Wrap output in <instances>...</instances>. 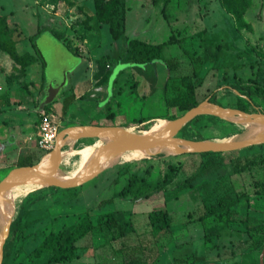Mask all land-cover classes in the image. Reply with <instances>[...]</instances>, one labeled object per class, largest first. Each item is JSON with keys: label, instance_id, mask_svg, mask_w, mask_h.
I'll use <instances>...</instances> for the list:
<instances>
[{"label": "rangeland", "instance_id": "1", "mask_svg": "<svg viewBox=\"0 0 264 264\" xmlns=\"http://www.w3.org/2000/svg\"><path fill=\"white\" fill-rule=\"evenodd\" d=\"M83 1L93 8V0ZM126 2L130 7L127 23L129 33L145 37V34L140 30H137L136 33L135 30L132 31V25L135 22H139V25L136 26L141 29L144 25H140V21L144 19V21H148L147 24L156 25L153 27L154 34L151 39L161 41L168 36L170 25L161 16L165 0H126ZM190 2L192 4L188 17L195 20L194 13L199 12L200 18L196 22L199 21L200 27L203 26L206 30L203 35L194 34L193 37L191 36V40L186 39L181 49L177 46H169L165 49L164 57L180 56L173 76L192 71L193 61L188 55L189 51L194 50L199 54H203L205 51L216 53L217 58L212 59L210 56L200 71L204 77L203 83L196 87L197 99L202 101L208 97L207 95H210L224 106L243 108L247 112H264V100L253 97L252 104H249L244 97L239 96L231 88L235 82L234 75H242V77L253 75L256 69L257 77L264 81V53L259 51L257 53L254 48L249 46L250 43H256L258 46L264 47V0H224L227 4L226 8L219 0H190ZM70 7L68 0H0V15L6 17L9 27L8 36L12 39L15 50L22 54L34 53L36 49L40 54L38 61L23 65L0 45V108L5 110L0 113V144L3 146L0 152V179L11 168L19 166L21 162L33 160L34 163L52 148L53 144L45 147L40 143L39 127L44 118L56 125L57 132L70 124L92 121L77 114L68 116V121H61V109L55 108L52 104L47 105L42 112H40L41 110L35 111L44 94L41 88L42 83L43 88L48 78L52 83H55L57 80L55 75L58 72L73 64H75L74 67L77 65L70 50L50 31L52 29L61 37L64 36V32L60 31V26L64 25L61 17L65 19L67 27L75 20L71 19L74 13ZM230 11L232 13L235 11L234 14L238 15L236 20ZM241 12H244L242 19L239 17ZM171 24L175 28L180 27L178 21L173 20ZM40 27L44 28L31 40L30 36L34 35ZM107 28V24L103 26L102 42L95 53L108 52L111 39ZM66 43L69 44V41ZM256 57L260 59L259 63L256 62ZM83 64L78 67L77 73L68 72L66 74L68 82L70 78L81 79L91 74V71L84 68ZM153 64H138L136 66L127 61L122 62L121 65L114 63L108 83L112 82L113 75L120 66L125 68L132 66L135 73L132 78L125 77L124 73L121 80L116 82L117 86L121 88V94L117 98V102L112 101V106H110V109L115 111V117L104 116V108L107 105L105 104L102 106V114H99V117L93 121L102 123V125H115L116 123H128L132 118H138L141 115L159 116L155 118L156 120L144 123L135 122L128 126L132 130L142 131L151 128L158 118L169 119L163 118L166 116L167 110L165 111L163 101L157 99V89L151 85L150 79L155 78ZM134 82L136 83L134 84ZM149 84L151 85L150 89ZM147 92L153 93L154 97L152 96L150 101L149 98L142 97V94ZM21 126L25 127V133ZM184 126L189 135L200 134L203 140H223L240 133L251 134L250 129L242 126L236 119H224L209 115L194 117ZM12 133L13 138L16 139L9 142L8 138ZM19 135L21 137H18ZM177 135L184 137L181 129ZM95 140V138L77 139L72 142V147L79 148L84 144L90 145ZM68 146V142H65L62 149L67 151ZM260 154L264 159V143L247 146L229 153L222 152L223 165L195 179L193 184L196 191L193 193L188 183L185 182L167 195H162L159 192L148 200L142 199L136 203L124 200H115L112 203L98 202L118 190L128 175L132 177L144 176L153 186H158L160 183L159 168L168 163L176 167L180 165V170L170 186L182 183L185 177L199 167L201 162L211 156L200 153H156L147 158L122 162L111 168H106L79 186L71 188L39 187L29 192L17 206L15 204L14 216L21 205L25 209L24 218L29 223L26 238L16 239V234L9 231L3 250L4 247L9 251L18 248L15 250L16 256L11 261L12 264H26L28 261L42 260L43 257L36 259L27 256V254L50 229L57 228L63 223H71L79 211L86 209L90 210L94 219L97 214L115 208L125 209L126 215H128V211L132 210L134 213L131 214L130 220L135 231L129 234L126 243L135 244L137 242L136 232L141 233L148 229L146 212L153 205H158L166 206L173 212L175 220L179 222L173 226L178 236H175L174 239L163 240L159 244L160 254L157 264H264V253L262 255L264 225H261L264 222V197L254 193L256 189L254 182H260L263 179L262 166L253 165L244 172L231 174L232 169L228 164L230 156L247 155L256 158ZM149 165L151 170L146 173L145 169ZM117 174L121 175H119V182L113 183L112 179ZM229 187L234 192L232 193L233 197L234 194L248 196L250 209L247 213L250 225L243 224L247 214L244 200L231 204L229 219L224 214L225 208H222L218 210V214L207 217L203 221L182 224L186 211H198V206L201 203L216 202ZM88 236L84 240L78 241L76 253L80 255L78 257L81 258L80 260L75 259L71 262L55 264H93L92 259H99L109 264H119L113 253L114 248L119 245L118 242L113 245L105 244L101 238L103 235L98 230Z\"/></svg>", "mask_w": 264, "mask_h": 264}, {"label": "trees", "instance_id": "2", "mask_svg": "<svg viewBox=\"0 0 264 264\" xmlns=\"http://www.w3.org/2000/svg\"><path fill=\"white\" fill-rule=\"evenodd\" d=\"M68 1L70 2V5L73 4L71 0ZM219 1L224 7L227 5L225 4L224 0ZM93 7L94 13L92 17L94 19V23H107L110 37L113 40L120 38L124 33L125 27V13L127 9L125 0H93ZM164 10L165 6L162 8L163 12ZM230 13L236 20V16L238 17V15L234 14L235 11H233V13L230 11ZM243 13L244 12H241L239 14L240 19H242ZM43 28L44 27L38 28L36 33L30 36V39L33 40ZM50 31L53 32L54 35H56V37L63 42L62 37L57 32L53 31L52 29H50ZM8 32L9 27L6 17L0 15V45L5 50H7L14 59L23 65L31 64L40 59V54L36 49L34 53L26 52L19 54L15 50L13 41L8 36ZM172 42L173 39L171 37L168 40L157 44L149 43L138 38H131L127 41L124 58L127 62L133 63L136 66L138 64L152 65L156 60H160L162 58L163 47L166 44ZM63 43L73 54L78 55V53L73 50L68 43ZM191 53L193 52H190L188 55L193 61L192 71L183 75L170 76L164 84L167 114L163 118H175L201 101L198 100L196 96V87L203 83L204 77V75L200 74V71L205 64V61L210 56L212 59L217 58V54L207 51L203 52L202 55L196 54V52H194V54ZM173 61V64L166 62L168 70L175 68L177 60L175 59ZM106 73L105 61L98 60L97 71L95 73V77L98 79V82L103 80ZM234 77L235 82H233L231 88L239 96L244 97L246 102L252 104L251 101L253 97L264 100L263 84L259 83L256 79H243L237 75H234ZM41 88L43 90V83ZM214 94L215 93L213 92V95ZM66 98H68V96H66ZM209 100L218 103L213 98V96H210ZM68 103H65L66 106ZM47 105H45V107ZM45 107L40 112H42ZM104 109L106 110V116H113V114L109 112V106H106ZM240 109L244 110L243 108ZM3 111L5 110L0 108V113ZM200 116L203 115L195 116V118ZM140 121L142 120H139L138 123ZM181 131L184 133V137L192 139L202 138L200 134H196L194 136L191 134L189 135L185 126L181 128ZM242 135L245 136V133ZM12 139L13 133L9 136L8 141L12 142ZM225 152L229 153L231 151ZM200 154L211 157H208L205 161L201 162L199 167L195 171L191 172L187 177H185L182 183L180 182L177 185L174 184L170 186L176 178V174H178L180 170V165L176 167L168 163L166 166L159 168L160 183L158 186H153L144 176L132 177L128 175L125 178V182L118 190L113 192L111 196L100 199L98 203H112L115 200H124L131 203H136L142 199L148 200L159 192H161L162 195H167L171 192V190L180 187L185 182L188 183L193 193L196 191L193 184L195 179L199 178L203 174L209 173L216 167L222 166L224 163L222 152L206 151L200 152ZM32 163L33 160H29L21 162L20 165ZM228 164L232 169L231 174L244 172L253 165H261L263 179L260 182H254L256 186L254 193L260 197H264V159L261 154L256 158L247 155L230 156ZM150 170L151 166L149 165L145 169V172L148 173ZM120 174H117L112 179L113 183L119 182ZM121 175L123 176V174ZM232 193L234 192L232 188L229 187L216 202H212L210 204L201 203L198 206V211H186L185 218L182 220V224L203 221L207 217L218 214V210L222 208H225L224 214L226 215V218L229 219L231 204L240 203L241 200H244L246 203L245 212L247 213L250 209L248 196L243 194H234L233 197ZM132 213L134 212L130 210L128 211V215H126L125 209L115 208L111 211L97 214L96 218L94 219L89 209L79 211L71 223H63L57 228L50 229L44 234L40 242L28 252L27 256H31L36 259H41L43 257V261H28L26 264H55L71 262L80 256L78 253H76L78 247L77 241L87 234L94 233L97 230L103 235L101 238H103V242L105 244L109 245L110 243V245H113L115 242L119 243V245L113 250L115 258L119 264H157L160 254L159 244L163 240L172 239L175 236H178V233L174 230L173 226L179 221L175 220L173 212L167 209L166 206L153 205L145 214L148 229L141 233L136 232L137 242L135 244H127L126 240L129 237V234L135 231V228L133 227L130 220ZM24 217L25 209L21 205L16 216L13 217V220L10 224V232L12 234H16V239L22 240L23 238H26L25 235L27 233L26 230L29 226V223ZM248 220L249 214L247 213L243 221L245 226L250 225ZM261 225H264V222ZM15 250H18V248H13L9 251V249L7 250L4 247L2 264H12L11 261H13L16 256ZM93 264L109 263L95 259Z\"/></svg>", "mask_w": 264, "mask_h": 264}, {"label": "water", "instance_id": "3", "mask_svg": "<svg viewBox=\"0 0 264 264\" xmlns=\"http://www.w3.org/2000/svg\"><path fill=\"white\" fill-rule=\"evenodd\" d=\"M76 59V64L79 58ZM66 68L55 76L57 80L52 83L50 78L44 83V94L39 100L35 110H42L45 105L53 101L68 87L66 74L75 67ZM198 115H213L224 119H236L241 124L249 123L260 126V131L254 136L235 141L188 139L181 137L180 129L185 123ZM168 123L160 132L144 135L128 127L118 125L100 124H72L61 128L54 140L52 148L43 154L36 162L11 168L7 174L0 179V201L9 205L5 214L4 229L0 232V264L3 259V245L10 231V224L15 214V202H9L6 198L7 187L16 181L29 182L40 185V187L71 188L79 186L103 171L106 163L117 155L129 149L141 148L148 155L162 153L164 147H168L173 154L176 153H200L206 151L225 152L233 151L251 145L264 143V112H247L245 110L228 107L209 100V96L190 107L181 115L167 119ZM95 138L102 139L104 143L97 149L94 157L70 179L65 175L57 173L60 163V153L66 139ZM2 146L0 144V152ZM6 207V206H4ZM5 209V208H4ZM4 211V213L6 212ZM264 253V247L262 255Z\"/></svg>", "mask_w": 264, "mask_h": 264}, {"label": "crops", "instance_id": "4", "mask_svg": "<svg viewBox=\"0 0 264 264\" xmlns=\"http://www.w3.org/2000/svg\"><path fill=\"white\" fill-rule=\"evenodd\" d=\"M73 2L71 7V11L74 13L71 16V19H75L73 23H71L68 27L66 24L65 19L61 17V21L64 23V25L60 26V31L64 32V36L62 37L63 42L66 43V41H69L70 47L75 50L78 55L73 54L71 51L72 56H77L79 58V62L77 63L76 67L70 72V73H77L78 67L80 65H85L84 68L89 69L91 71V74L88 77H84L81 79L70 78L68 82V87L61 92V94L58 96L56 100H54L52 106L59 107L61 109V121H68V116L71 115H82L87 117L89 121L87 123H81V124H100L96 121H93L96 117H99V114L101 113L102 106L107 104L106 106H109V112L113 114L115 117V111H112L110 106H112V101L117 102V98L121 94V88L117 86V81L121 80V77L125 73V77H130L134 75V71L132 70V66L125 68L120 66L118 68V71L113 75L114 79H112L111 83H108L110 77H111V70L114 67V63L121 65L122 62H125L124 54H125V48L127 46V41L131 38H138L140 40L147 41L149 43L157 44L160 42H164L168 40L170 37L173 39L172 43H168L163 47L162 50V58L160 60H157L153 67L155 68V78H153L151 81V85L154 86L155 89H157L158 94L157 99L159 101H163L165 106V111L167 110L166 101H165V93H164V84L166 83L167 79L170 76H173L174 70H168L166 66V62H170V64H173V60H180V56L178 55H170L167 57H164L163 53L165 49L169 46H177L180 49L182 48L183 42L186 41V39H192L194 34L198 36V34H204L206 28L200 27L201 23L198 21V18H200V13L195 12L193 18L195 20H192L191 17H188V13L191 10V2L190 0H165L163 7L165 6L164 12L161 11L162 19L170 25V33L168 36L161 40L156 41L154 39H151V36H153V27H156V25L147 24V20L140 21V25L142 28H138L139 22H135L134 25H132V31L135 30V33L138 32L137 30H140L141 33L145 34V37H142L139 35L131 34L128 32L127 29V23H128V12H129V5L127 4L125 0V4L127 6L126 13H125V27H124V33L123 35L113 40L111 37V41L109 40V47L108 52L105 53H95L97 49H99L101 40H102V29L103 26L107 23H94V19L92 17L94 13V7L91 8L88 4L84 3L83 0H71ZM261 5V2L259 6ZM258 6V8H259ZM82 7V8H81ZM162 7V8H163ZM75 8H77L75 10ZM248 8L246 9V11ZM246 13V12H245ZM259 18V14H258ZM178 21V24L180 27H173L171 24V21ZM174 23V22H172ZM155 24V23H154ZM200 24V25H199ZM108 27V24H107ZM135 27V28H134ZM189 28V29H188ZM58 29V28H56ZM108 29V28H107ZM58 31V30H56ZM201 31V32H200ZM109 32V30H108ZM66 38V39H64ZM182 41V42H181ZM250 47L254 48L255 51L258 53L262 52L264 53V47L258 46V44L250 43ZM79 50V51H78ZM191 52V51H189ZM192 52H195L192 50ZM196 54H199L196 52ZM202 55V54H199ZM103 60L106 64V75L104 76L103 80L101 82H98V79L95 77V73L97 71V61ZM256 62L259 63L260 59L256 57ZM254 68V67H253ZM252 70L254 71V69ZM130 69V70H128ZM256 71L253 75H247L245 77H242L243 79L251 78L256 79L259 83L264 85V81L260 80L256 74ZM136 82H134L135 84ZM151 85L149 84L148 87L150 89ZM68 96V98H66ZM145 96V97H144ZM153 96L152 92H147L142 94V97L149 98V101L151 97ZM154 97V96H153ZM67 99V101H66ZM68 103L66 106L65 103ZM105 110V109H104ZM36 111V110H35ZM37 112V111H36ZM104 116H106V110L104 112ZM156 117H159L158 115H141L138 118L134 117L132 118L128 123H116L115 125L128 127L131 124H134L135 122L140 121L139 123L148 122L150 120L155 119ZM160 119V118H158ZM156 120V119H155ZM154 120V121H155ZM69 124V123H68ZM79 124V123H78ZM71 125V124H70ZM21 128L24 130V126ZM31 128V127H30ZM25 133V130H24ZM18 137H21L20 135ZM16 138L14 137L12 141H14ZM74 220V219H73ZM89 234L82 237L81 239L84 240ZM174 239V238H173ZM80 240V239H79ZM78 240V241H79ZM77 241V245L79 244ZM77 260H80L81 258H76ZM75 260V259H74ZM94 260L92 259V263Z\"/></svg>", "mask_w": 264, "mask_h": 264}, {"label": "bare ground", "instance_id": "5", "mask_svg": "<svg viewBox=\"0 0 264 264\" xmlns=\"http://www.w3.org/2000/svg\"><path fill=\"white\" fill-rule=\"evenodd\" d=\"M167 123H168V120L158 119L157 122L151 128L147 130L136 131V132L142 133L144 135L160 132L162 129L165 128ZM242 126L249 128L251 131V134L244 136V135H241L243 133H240L235 136L227 137L226 139H223V141H235V140L244 139L250 136H254L261 129L260 126L255 125V124H249V123H243ZM73 141L74 139H66V142H68L69 144L68 150L64 151V149H62L60 153V167L58 168V171H57L58 174H64L66 177H69L70 179L74 178V176H76L79 173V171L94 157V155L97 152V149L104 143V140L96 139L90 145L84 144L79 148H74L72 147ZM163 153L173 154L174 151H172L168 147H164ZM129 157H137V158L130 159ZM147 157H149L148 152H146L145 150L141 148L129 149L117 155L115 158L110 159L106 163L105 168L108 169V168H111L117 165L118 163L136 161V160L147 158ZM39 187L40 185H37V184L16 181L14 183H11L7 187L5 195H6L7 200H9V202H15L17 206L29 192L34 191L38 189ZM8 206H9L8 204L4 205L0 201V232H2V230L4 229V224H5L4 219H5V214L7 213V210H8L7 208ZM5 210L6 212L4 213Z\"/></svg>", "mask_w": 264, "mask_h": 264}, {"label": "built area", "instance_id": "6", "mask_svg": "<svg viewBox=\"0 0 264 264\" xmlns=\"http://www.w3.org/2000/svg\"><path fill=\"white\" fill-rule=\"evenodd\" d=\"M40 143L42 146H51L54 143V138L56 136V125L50 120L44 118L41 121L40 127Z\"/></svg>", "mask_w": 264, "mask_h": 264}, {"label": "flooded vegetation", "instance_id": "7", "mask_svg": "<svg viewBox=\"0 0 264 264\" xmlns=\"http://www.w3.org/2000/svg\"><path fill=\"white\" fill-rule=\"evenodd\" d=\"M3 147V146H2Z\"/></svg>", "mask_w": 264, "mask_h": 264}]
</instances>
